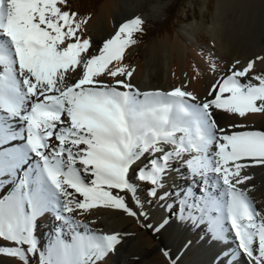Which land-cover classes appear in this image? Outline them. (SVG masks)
<instances>
[{
    "label": "snow or ice",
    "instance_id": "1",
    "mask_svg": "<svg viewBox=\"0 0 264 264\" xmlns=\"http://www.w3.org/2000/svg\"><path fill=\"white\" fill-rule=\"evenodd\" d=\"M76 15L57 0H0V238L16 245L0 243V253L97 264L119 234L71 213L110 206L132 216L164 209L158 227L175 222L215 246L212 264L245 254L264 264V220L237 187L247 163L264 164V131H226L214 117L264 110V74L235 61L210 98L180 86L141 92L118 78L132 75L120 62L141 19L120 23L89 52Z\"/></svg>",
    "mask_w": 264,
    "mask_h": 264
},
{
    "label": "bare ground",
    "instance_id": "2",
    "mask_svg": "<svg viewBox=\"0 0 264 264\" xmlns=\"http://www.w3.org/2000/svg\"><path fill=\"white\" fill-rule=\"evenodd\" d=\"M145 1L146 6L141 7ZM160 2L161 0H105L94 8L85 26L82 27L81 36L90 40L89 52L93 46H101L102 41L114 35L119 27V24H116L118 18L127 17L130 20L139 17L142 21L141 25L158 20L161 8L164 7ZM122 5L129 10L133 9L132 12L126 13L127 8L123 9ZM214 13L211 26H205L206 23L202 24V21L189 23L182 26L173 39L167 35L152 41L144 51L145 62H139L131 67L132 75L130 77L118 74V78L130 81L141 92L150 89L169 91L180 86L183 90L193 92L204 99L210 98V87L219 79L220 73L231 69L235 61H239L236 67H244L251 60L253 68L249 70V73L264 74V0H216ZM202 32L209 34H207L209 46L215 47L216 51L200 50L198 46L194 45V48L190 50L182 42L183 38L192 44V41L197 40ZM82 55L84 54L82 53ZM167 55L169 61H166ZM112 63L116 64L117 62L113 61ZM120 63L127 65L123 59ZM213 64L215 68L212 67ZM240 79L244 80V78ZM214 117L220 127L226 131L233 130L228 127L229 125L242 126L235 130L264 131V110L250 111L241 117L238 113L215 109ZM259 165L263 166L264 169V164L261 163H254L252 167L257 166L258 168ZM249 169H241V174L247 176L248 179L242 181L237 187L245 191L250 203L258 213L255 218L259 223L264 220V181L259 185L260 181H256L258 177L254 176V172H249ZM173 179H176L175 175H173ZM193 187L196 188L197 186L194 184ZM69 191L73 192L74 190L69 189ZM0 194L3 193L0 192ZM75 195L77 199L81 198L79 194ZM164 214V209L154 208L150 211L149 216H142L154 235L151 236L147 230H144L141 234L130 239L127 238L124 244H120L118 248L114 247L113 251L105 255L103 264H120L112 257L115 249H117L116 254L119 249H122L119 257L134 255L123 264H212L214 250L209 251V246L202 244L194 232L192 233V244L198 242L194 251L203 247L205 250H203V255L206 252L210 253L204 256L205 262L200 261L203 259L202 254L194 255L193 251L190 252V255L188 252L181 251L180 257H175L178 251L176 252V248L172 251L169 249L165 236L169 234L171 237L174 232L179 234L175 230V226L178 227L179 224L174 223L172 226L158 227L160 217ZM85 217H88L89 220L93 219L88 224L95 230L104 233L117 230L120 241L124 237H128L129 234L133 235L134 231L141 230L140 223H138L140 216H132L122 209H115L110 206L89 208ZM179 226L183 228V226ZM171 227L174 232L170 230ZM123 230L125 233L122 234L121 231ZM47 231L40 228L42 239L48 238L49 229ZM176 234H174L175 240L169 244L172 247L178 245ZM174 236L171 238L174 239ZM154 237L157 238L156 243H153ZM254 239L258 240V237H254ZM0 243L12 247L16 246L11 242L3 241L2 238H0ZM188 255L191 256L190 259L187 258ZM0 259L3 264L24 263L18 256L5 253H0Z\"/></svg>",
    "mask_w": 264,
    "mask_h": 264
},
{
    "label": "rangeland",
    "instance_id": "3",
    "mask_svg": "<svg viewBox=\"0 0 264 264\" xmlns=\"http://www.w3.org/2000/svg\"><path fill=\"white\" fill-rule=\"evenodd\" d=\"M104 1L105 0H63V2H61V0H57V6L60 7L62 10H69L70 12H75L77 15H76V17H74V19L81 21V29H82V27L85 26V24H86L87 20L89 19L94 8L99 6ZM160 3H162V5L164 7L161 8L158 20L151 21L149 23H146L145 25H141L140 30L133 33V39L135 40V43L130 45L128 48H126L123 55H122L123 61L126 62L127 66H129L130 68L135 66L139 62H143V63L145 62L144 51H145L146 47L152 41H154L156 39L164 38L167 35H170L171 38L173 39L175 37V34L178 33L179 29H181L182 26L187 25L189 23L193 24L194 22H201L202 21L201 22L202 24L206 23L205 26H211V22H212V19L214 17V14H215L214 11H215V6H216V0H161ZM145 6H146V1H145V3H142L141 7H145ZM122 8L126 9L127 7L122 5ZM132 10L133 9L129 10V8H127L126 13L132 12ZM128 18L130 19V17H128ZM117 20H116V24L118 25L120 23L127 21L128 19H127V17H124L122 19L118 18ZM117 30L118 29H116V31ZM78 32L80 33V35L82 34L81 30H78ZM201 34L197 37V40L192 41V44H191V42H189L188 40H184L183 38H182V42L190 50H192L194 48L193 47V45H194V46H198L200 50L216 51L215 47L211 46L212 47L211 48L209 46V43H210L209 37H208L209 34L205 33V32H202ZM166 61H169L168 55L166 56ZM152 90H154V89H152ZM146 91H151V89L146 90ZM253 164L254 163L249 162V163H247V167H244V168H250L251 170L249 169V172H254V174H255L254 176L258 177V179L256 181L257 182L260 181L259 185H261L263 183L262 181H264V169L262 168L263 166L261 167V165H259L260 167H258V168H257V166L252 167ZM260 168H262V169H260ZM259 185L257 184L258 188H259ZM73 193H74V191H73ZM85 213H87V209L85 210V209H79V208L74 207L71 215L75 216V218L78 220L90 223L93 219L89 220L88 219L89 216L85 217ZM139 221H138V223H140L139 225H140L141 230L134 231L133 235H130L129 234L130 232L128 231L129 232L128 237H124L123 240L120 241L115 246V248H118V246H120V244H122V243L124 244L127 241V238L130 239L133 236L141 234L144 232V230H147V232L151 236L154 235V232L152 230H150V227L148 226V224H146L144 222L145 220L142 218V216H140ZM174 223L175 222H170L167 225L172 226V224H174ZM41 228H44L47 231L49 229V225H47V224L41 225ZM182 229H183L182 234H176L172 230V227L170 229L174 232L173 235H171V237H173L174 234L177 235V238H176L178 240L177 246L172 247L171 245H169V244H171L170 242H173L175 240V236H174V239L171 238L169 236V234H167L165 236V239H166V242L168 243L169 249L172 251L173 249L176 248V252L178 251L177 256H175L176 258L180 257L179 253L181 251L182 252H184V251L188 252L190 255V252L195 250V248H196L195 245L198 246V242H196L195 244H192L193 243L192 242L191 245L186 246L187 240L192 241V239H193L192 233L193 232L187 231L184 227ZM113 232L118 233L117 230L112 231L111 233H113ZM121 233L123 234V233H125V231L123 230V231H121ZM156 242H157V238L154 237L153 243H156ZM21 247L26 248V246H24V245H21ZM212 248L213 249L210 248L211 251L215 250V247H212ZM253 249H254V252H255V250L258 249V240H256V239H253ZM116 251H117V249H115V251L113 252L114 254L112 255V257L116 261H118L120 264L125 263L126 260L129 259L130 257H132V255H133V254H130L131 256L128 255V256H124V257H119L118 255L121 253L122 249H119L117 254H116ZM176 252H173V253H176ZM193 254L196 255V254H198V252H193ZM200 254H202V253L200 252ZM237 255L239 256V253H237ZM188 256H187V258L190 259L191 256H189V257ZM104 259H105V256L102 257L99 261H97V264H103ZM239 260L240 261L238 262V264H252V261H250L246 258V254L244 256H239ZM193 262H195L194 259H193ZM203 262H205V261H203ZM0 263L3 264L1 259H0ZM23 264H38V257L33 256L31 254H28V261H24Z\"/></svg>",
    "mask_w": 264,
    "mask_h": 264
}]
</instances>
